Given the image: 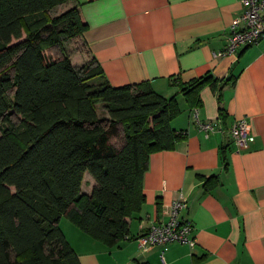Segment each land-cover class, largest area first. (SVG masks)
<instances>
[{
	"label": "crops",
	"instance_id": "0c3cea01",
	"mask_svg": "<svg viewBox=\"0 0 264 264\" xmlns=\"http://www.w3.org/2000/svg\"><path fill=\"white\" fill-rule=\"evenodd\" d=\"M77 1L87 28L76 59L94 58L113 86L146 82L175 96L179 112L170 124L186 133L172 149L149 155L144 201L127 218L129 238L110 246L59 220L80 264H163L161 247L143 251L135 236L165 221L179 198L187 203L180 218L193 225L196 244H168L165 264H264V37L234 54L213 55L243 13L241 0ZM206 74L215 85L201 87L196 107L199 120L217 125L207 136L171 84ZM242 116L253 140L236 151L229 128ZM93 185L85 172L81 191L90 194Z\"/></svg>",
	"mask_w": 264,
	"mask_h": 264
},
{
	"label": "trees",
	"instance_id": "16d2710c",
	"mask_svg": "<svg viewBox=\"0 0 264 264\" xmlns=\"http://www.w3.org/2000/svg\"><path fill=\"white\" fill-rule=\"evenodd\" d=\"M86 28L77 0H0V264H80L62 216L115 245L144 201L149 155L186 136L170 124L175 96L146 82L113 86L94 58L71 62L66 46ZM207 82L171 84L195 108Z\"/></svg>",
	"mask_w": 264,
	"mask_h": 264
},
{
	"label": "built area",
	"instance_id": "2783aa9c",
	"mask_svg": "<svg viewBox=\"0 0 264 264\" xmlns=\"http://www.w3.org/2000/svg\"><path fill=\"white\" fill-rule=\"evenodd\" d=\"M244 6L241 16L232 22L226 45L213 52L215 57L234 54L240 48H246L258 44L264 37V0H241ZM192 116L196 125L207 136L217 127L216 123L201 121L198 118L197 108H192ZM229 133L235 143V150L239 151L247 147L253 140V136L247 131V117L236 119L229 128ZM187 206L182 198L174 199L168 210V218L160 223L151 224L143 233L135 236L138 247L143 251L152 247H161L163 264V252L170 243L187 244L194 247L196 239L193 233L194 227L190 222L180 218V212ZM129 238L128 235L125 236Z\"/></svg>",
	"mask_w": 264,
	"mask_h": 264
},
{
	"label": "rangeland",
	"instance_id": "374dc122",
	"mask_svg": "<svg viewBox=\"0 0 264 264\" xmlns=\"http://www.w3.org/2000/svg\"><path fill=\"white\" fill-rule=\"evenodd\" d=\"M66 48L68 50V53H69V57H70L71 62L74 65H76V66L81 65V63L79 62V60L76 59V56L75 55L78 54L79 52H83L85 50V47H83V45H81L80 43H77V41H76V42L69 43L66 46ZM47 51H48L47 52V55L49 57H52V58H59V57H61L60 51H59V49L57 47H52V48L48 49ZM87 61H89V60H87ZM96 108L98 110V106H96ZM98 114L99 115H102L103 112L101 110H98ZM11 119H12L11 121L14 124H17L19 122V116L18 115H15V114L11 115ZM121 133H122V130H121ZM115 139H118V138L115 137L113 140L115 141ZM61 218L62 219H67L65 216H62ZM68 221H70V220H68Z\"/></svg>",
	"mask_w": 264,
	"mask_h": 264
}]
</instances>
